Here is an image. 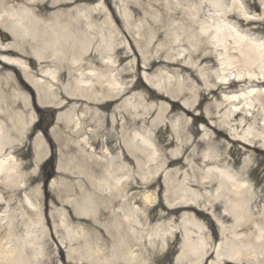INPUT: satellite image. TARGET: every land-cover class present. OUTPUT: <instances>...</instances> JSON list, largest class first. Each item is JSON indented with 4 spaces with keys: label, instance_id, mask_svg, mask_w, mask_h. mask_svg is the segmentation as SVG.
I'll return each instance as SVG.
<instances>
[{
    "label": "bare ground",
    "instance_id": "1",
    "mask_svg": "<svg viewBox=\"0 0 264 264\" xmlns=\"http://www.w3.org/2000/svg\"><path fill=\"white\" fill-rule=\"evenodd\" d=\"M24 1L26 6L0 11V20L16 39L12 49L37 59L55 57L50 62L54 68L42 72L54 78L56 70L65 69L70 82L64 93L84 101L72 106L57 125L66 165H81L90 174L108 180L110 191L97 197L109 198L107 207L98 209L99 217L111 221L102 237L107 246L85 252L147 264V251L135 252L125 234L124 221L111 208L117 203L124 207L134 197L123 194L122 180L133 172L140 176L152 168L153 153L144 145V134L151 136L153 127L163 126L155 132L160 148L175 149L162 165L175 166V176L180 171L190 175L184 179L190 188L184 187L182 193L172 189L171 197L181 204L167 213L186 211L189 226L198 231L202 226L197 217L204 216L200 204L212 203V219L227 238L215 246L208 242L210 247L203 240L189 241L177 256V264H264V188L253 190L240 180L241 173L256 159L251 148L264 151V35L250 37L241 29L251 22L264 24V0H104V4L94 6L76 5L77 0H51V4L72 6L50 13L44 4L36 10L30 5L33 0ZM254 2L261 7L259 15L249 10ZM8 47L0 44L1 49ZM84 54L89 56L86 61L77 62ZM110 57L126 60L130 67L137 61L134 73L140 71V90L136 91V84L114 79V73L122 77L124 69L108 64ZM64 59L72 62L64 63ZM0 61L21 64L5 54L0 55ZM83 66L88 68L85 74L90 75V83L81 77ZM148 73L155 75L150 77ZM29 83L37 90L38 103H51L53 92L48 87L32 79ZM84 85L88 86L86 93L81 91ZM197 95L206 101L202 109L201 103H194ZM25 98L23 90H0V154L21 141L27 119L33 118V112L24 107ZM109 106L108 126L103 128L106 115L102 111ZM222 131L227 135L220 138ZM115 134L118 144L115 142L111 149L119 148V154H109L105 148L101 159L96 157L98 152L92 143L100 146L97 138L106 140ZM232 148H239L245 155L236 176L226 171L229 163L225 153ZM11 166L8 157L0 159V175L2 172L8 181L13 180ZM100 182L98 177L91 184L100 186ZM1 185L0 206L4 198L9 202L16 196L14 190L5 189L10 183ZM69 196L76 199L73 192ZM8 226L6 240L11 242L0 239V264H41L34 248L15 251L13 231L17 226ZM26 236L37 240L35 235ZM37 241L47 247L49 264H56L50 256L54 241ZM157 243L150 241L154 248ZM56 250L60 253V247ZM82 253L75 249L72 258L78 260Z\"/></svg>",
    "mask_w": 264,
    "mask_h": 264
},
{
    "label": "rangeland",
    "instance_id": "2",
    "mask_svg": "<svg viewBox=\"0 0 264 264\" xmlns=\"http://www.w3.org/2000/svg\"><path fill=\"white\" fill-rule=\"evenodd\" d=\"M101 3L104 4V0H77L75 4L94 6ZM48 6L49 10H55L72 6V3H48ZM260 8V5L254 2L250 4L249 10L259 15ZM139 20L138 18L136 22H139ZM241 29L247 30L250 37L264 35V24L262 22H251L242 26ZM13 43L14 41L9 45L11 46ZM3 51L0 49V53H4ZM11 52L13 53L11 56H18L15 52ZM86 57L89 56L84 54V58L77 62H82ZM108 61V64L114 65L116 69H124V71L121 70L122 77L120 76L121 73L117 75L115 72L114 79H117L119 83L125 82L126 85L136 84V91L141 89L139 83L137 84V75L139 77L140 71L134 73L136 60L133 62L134 67L127 66V61L119 60V57H110ZM49 62L54 61L48 59L41 63L35 62L34 66L23 61L21 63L29 69L28 72L32 75L35 83L49 85L46 76H43V79L37 78L40 77L41 68L49 67ZM63 62L71 63L72 60L65 59ZM85 66H90V63ZM85 66L81 67V77L90 83L92 80L90 75L85 74L88 69L84 68ZM25 68L6 66L0 62V88L2 92L6 93L13 89L17 91L21 88L26 95L24 107L33 112V118H28L26 121L27 127L23 131L21 141L17 142V145L13 146L12 149L7 148L5 152L0 154V159L8 157L12 164L11 173L13 175V180L8 181L7 176L2 175L1 172L0 186L4 182L10 183V188L5 189L14 190L16 193L13 200L7 202V197L1 202L0 215L2 220H0V225H2V231H0V239L9 244L11 241L6 240L8 224L16 223L17 229L13 231L16 244L15 251L20 253L25 249L34 248L38 252L37 255L41 260V264H49L48 255L46 254L47 247L43 246L42 243V241L49 240L54 241L51 245L50 256L56 259V264H139V262L120 261L116 255L97 256V254L89 255L85 252L87 249L97 247L102 249L107 246V243H103L102 237L107 234L111 221L106 216L99 217L98 209H105L109 198L107 196L104 198L97 197L98 194L104 192L107 194L110 191L107 186L108 180L105 179L106 176H103L104 180L100 178L102 176L90 174L81 165L74 164V166L68 167L61 153L62 141L57 129L59 121L65 119V113L72 106L80 105L84 101L81 100L72 104L73 100H69L66 105L59 108L64 104L60 79H63V83L65 81H67V84L70 82L62 74L63 71L65 74V69H59L60 72H56V80H59V84L53 83L51 103L38 104L35 91L21 79L29 77ZM148 74L150 77L155 75ZM30 79L32 78L30 77ZM87 87V85L82 86L81 91L86 93ZM233 89L235 88L233 87L230 90ZM130 94L126 96L130 97ZM17 103L20 107L23 106L19 101ZM194 103H201L200 109H202L206 101L201 100V97L197 95ZM111 111V106L102 111L107 117L102 121L103 128L108 126ZM188 113L190 115L192 112L189 110ZM157 128L153 127L151 136L144 134L145 138H143L144 145L153 153V161L149 164L152 168L145 170L140 176L133 172L123 178V194L126 196L134 194V197L124 207L117 203L111 208V211H115L119 219L124 221L125 234H128L131 239L130 242L134 244L133 249L135 252L147 251V264H177V256L187 247L189 241L200 243L203 240L207 242L205 246L210 247L208 242H212L215 246L224 242L227 238L220 232L218 223L212 219V213H215L211 206L212 203L202 202L200 204L204 216L197 217L202 226L198 231L189 226L185 215L186 211L179 210L167 213L169 208L181 204L179 199L171 197L172 189L182 193L184 187L190 188V186L184 184L185 177H190V175L180 171L175 176L172 173L175 166L166 167L162 165L165 157L170 156V152H173L175 147L160 148L158 138L155 135ZM226 135V132H220V138ZM117 137L118 135L115 134L114 137H109L106 140L102 136L97 138L96 141L99 142L100 146L103 144L104 148H100L99 145L90 141L98 152L95 156L101 159L105 148L108 149L109 154L111 152L112 155H118L119 148L114 151L111 149L115 142L118 144ZM227 146L229 148L231 144L228 143ZM10 151L12 155H10ZM251 151L256 159L249 163L245 172L241 173L240 180L244 184H248V188L259 190L264 188V151L258 147H252ZM163 153H166L164 157L162 156ZM225 156L229 163L226 171L236 176L237 171L243 165L245 155L240 152L239 148H232V150L225 153ZM3 171L6 172V170ZM98 177L102 185L91 184V181L97 180ZM131 187L134 188L131 189ZM72 192L76 199L71 196L67 197V194ZM122 199L125 198L122 197ZM71 201L72 203H70ZM262 204H264V199ZM27 234L35 235L39 241L27 238ZM98 236L101 239H98ZM153 240L158 241L155 248L151 247L150 244V241L153 242ZM36 241L42 244H37ZM57 246L60 247V253L56 250ZM75 249L83 252L78 260L72 258ZM153 249L157 253L155 251L152 253Z\"/></svg>",
    "mask_w": 264,
    "mask_h": 264
},
{
    "label": "flooded vegetation",
    "instance_id": "3",
    "mask_svg": "<svg viewBox=\"0 0 264 264\" xmlns=\"http://www.w3.org/2000/svg\"><path fill=\"white\" fill-rule=\"evenodd\" d=\"M2 4H3V0H0V9H1V7H2ZM5 4L8 5L7 2H5Z\"/></svg>",
    "mask_w": 264,
    "mask_h": 264
}]
</instances>
